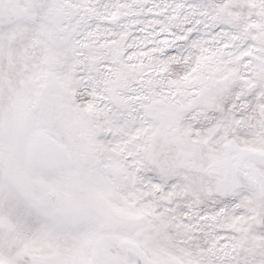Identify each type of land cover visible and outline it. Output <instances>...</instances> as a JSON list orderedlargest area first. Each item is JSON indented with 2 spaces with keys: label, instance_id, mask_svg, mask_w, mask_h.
Wrapping results in <instances>:
<instances>
[{
  "label": "snow or ice",
  "instance_id": "obj_1",
  "mask_svg": "<svg viewBox=\"0 0 264 264\" xmlns=\"http://www.w3.org/2000/svg\"><path fill=\"white\" fill-rule=\"evenodd\" d=\"M0 264H264V0H0Z\"/></svg>",
  "mask_w": 264,
  "mask_h": 264
}]
</instances>
